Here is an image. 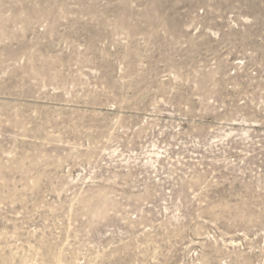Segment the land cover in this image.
<instances>
[{"label": "rangeland", "instance_id": "rangeland-1", "mask_svg": "<svg viewBox=\"0 0 264 264\" xmlns=\"http://www.w3.org/2000/svg\"><path fill=\"white\" fill-rule=\"evenodd\" d=\"M0 264H264V0H0Z\"/></svg>", "mask_w": 264, "mask_h": 264}]
</instances>
